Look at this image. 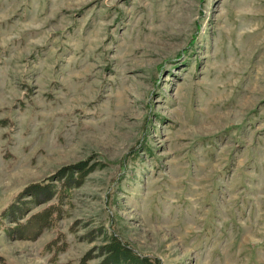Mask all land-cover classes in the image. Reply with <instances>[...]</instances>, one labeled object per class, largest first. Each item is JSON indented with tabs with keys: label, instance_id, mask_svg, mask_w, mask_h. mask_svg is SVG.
<instances>
[{
	"label": "rangeland",
	"instance_id": "374dc122",
	"mask_svg": "<svg viewBox=\"0 0 264 264\" xmlns=\"http://www.w3.org/2000/svg\"><path fill=\"white\" fill-rule=\"evenodd\" d=\"M0 254L264 264V0H0Z\"/></svg>",
	"mask_w": 264,
	"mask_h": 264
},
{
	"label": "trees",
	"instance_id": "16d2710c",
	"mask_svg": "<svg viewBox=\"0 0 264 264\" xmlns=\"http://www.w3.org/2000/svg\"><path fill=\"white\" fill-rule=\"evenodd\" d=\"M66 190H67V188L64 186L63 187V189H62V187L59 189V190H55L54 192V194H56V196L59 198V199H62V197L64 196V195H66L67 193H65L66 192ZM49 206H55V205H53V204H50ZM11 212H14V210H16V209H14L13 207H11V209H9ZM17 211V210H16ZM34 217H33V220L34 219H37L38 217L37 216H35V215H33ZM40 217H41V215H39ZM54 216L55 215H53L52 213H51V215H49V217H46L45 219H42V218H39V221H36L35 223V226H37L38 225V227H39V229H37L36 230V234H38L39 232H40V228H42L44 225H49V224H51V223H53L54 222ZM32 219V218H31ZM56 220H57V217H56ZM29 223L30 221L29 220H26V223ZM25 223V221H23V223H21V224H26ZM21 226H18V228H20ZM63 248V245H59V247L58 246H56V245H54V242L53 241H49V242H47L46 243V246H45V249L47 250V251H52V253L53 254H55V253H57L59 250H61ZM84 260H85V257L83 258L82 257V259L80 260V261H78L77 262V264H84ZM106 261V260H105ZM4 262L6 263V261H5V257H4V255H2V254H0V264H4Z\"/></svg>",
	"mask_w": 264,
	"mask_h": 264
},
{
	"label": "bare ground",
	"instance_id": "6f19581e",
	"mask_svg": "<svg viewBox=\"0 0 264 264\" xmlns=\"http://www.w3.org/2000/svg\"><path fill=\"white\" fill-rule=\"evenodd\" d=\"M49 186V185H48ZM46 187V186H45ZM14 217V216H13Z\"/></svg>",
	"mask_w": 264,
	"mask_h": 264
}]
</instances>
